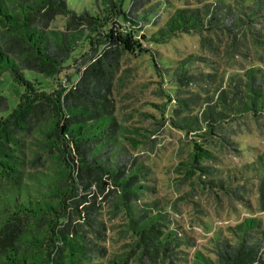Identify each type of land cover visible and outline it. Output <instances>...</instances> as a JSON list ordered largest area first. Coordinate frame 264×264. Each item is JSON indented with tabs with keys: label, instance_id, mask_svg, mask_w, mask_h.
Masks as SVG:
<instances>
[{
	"label": "trees",
	"instance_id": "16d2710c",
	"mask_svg": "<svg viewBox=\"0 0 264 264\" xmlns=\"http://www.w3.org/2000/svg\"><path fill=\"white\" fill-rule=\"evenodd\" d=\"M174 4L96 0L92 11L78 13L67 0H0V78L9 72L23 87L7 115L8 100L0 95V264H103L104 207L125 219L123 230L133 240L114 264L130 257L138 264L179 259L184 241L168 228L167 213L143 201L150 171L132 149L149 140L141 132L146 130L123 125L115 114L112 87L124 55L148 56L154 69L158 62L166 71L160 77L169 80L168 93H162L167 103L155 108L162 117L166 113L162 121H171V114L173 126L191 136L181 162L187 178L231 196H242L250 180L264 209V151L247 156L238 171L242 183L233 187L236 174L214 178L217 169L208 164L215 156L203 147L214 144L217 131H233L225 125L235 120H264V64L231 75L226 88L202 95L201 104L196 93L182 96L181 87L210 80V74L189 73L191 57L166 68L152 49L182 35L219 31L230 37L253 29L252 42L264 54V32L255 28L264 23V0ZM24 70L58 85L45 90L27 81ZM237 147L244 155L245 146ZM262 227L257 217L242 219L216 239L214 257L195 251L189 264H264Z\"/></svg>",
	"mask_w": 264,
	"mask_h": 264
},
{
	"label": "rangeland",
	"instance_id": "374dc122",
	"mask_svg": "<svg viewBox=\"0 0 264 264\" xmlns=\"http://www.w3.org/2000/svg\"><path fill=\"white\" fill-rule=\"evenodd\" d=\"M95 1L67 0V6L78 13L84 10L92 11ZM169 1L176 3L175 6L178 4L194 8L200 7L206 0ZM162 14L163 21L167 14ZM57 22L56 26H61V21ZM255 28L264 32V23H258ZM145 29L147 33L153 31L150 25ZM249 31V35L246 31L242 35L230 34V37L219 31H204V36L200 37L182 35L167 44L152 47L153 55L156 60L161 58L162 62L168 64L164 67L173 69L178 67L181 60L191 57L187 62L189 73H209L210 80L205 78L194 85L181 87L182 96L196 93L201 99L206 93L221 87L226 88L225 85L231 75L241 74L250 66L264 64V54L252 42L251 33L254 30ZM67 64H71V61ZM155 64L158 65L159 72L152 67L148 56L124 55L113 83L112 99L116 117L123 125L146 130L141 132L147 135L149 140L132 149L139 161L147 165L150 171L146 183L149 189L143 201L153 202L157 208L167 213L168 228L176 229L179 239L184 241L178 250L179 259L175 263L189 264L195 251H201L210 258L214 257L216 239L220 236L227 237L229 227L246 217H257L264 229V209L258 203L256 186L252 185L250 180L244 182L247 190L242 196H231L219 189H209L193 177L187 178L181 162L187 160L191 136L187 137L173 126L171 121H174L175 117L171 114L169 115L171 121H162L166 113L162 117L156 110V104L167 103L162 95L169 91L167 90L169 80L160 77L166 71L158 62ZM74 67L77 69V64ZM68 71L66 69L65 73ZM63 76L64 73H61L60 79ZM23 77L48 91L58 85L56 81L29 70L23 71ZM173 87L178 89V86ZM22 92L23 87L13 82L9 72L1 75L0 95L6 97L9 104L5 115L17 105ZM199 101L202 104V99ZM174 103H168V110L175 105ZM225 127H228L229 131V127H232L233 131L230 133L217 131L213 137L214 144L203 143V147L215 156L208 164L209 167L217 169L214 178L222 180L228 175L236 174L238 181L232 183V186L236 187L242 183L238 175L240 165L245 163L248 155L255 157L264 151V120L245 117ZM221 135H225L226 139L230 138L232 142L226 143L220 139ZM240 144L245 146L244 155L236 151L237 145ZM100 219L105 225L102 244L107 253L101 263L112 264L120 255L127 253L128 245L133 240L129 233L124 232L125 219L120 214L115 217L108 215L107 207H104ZM126 264L138 263L130 257Z\"/></svg>",
	"mask_w": 264,
	"mask_h": 264
}]
</instances>
